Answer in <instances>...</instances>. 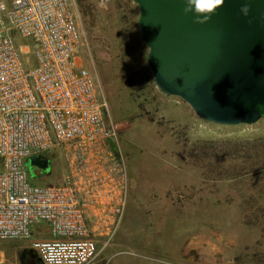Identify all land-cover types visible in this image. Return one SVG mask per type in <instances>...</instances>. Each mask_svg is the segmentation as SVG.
Segmentation results:
<instances>
[{"label": "rangeland", "instance_id": "374dc122", "mask_svg": "<svg viewBox=\"0 0 264 264\" xmlns=\"http://www.w3.org/2000/svg\"><path fill=\"white\" fill-rule=\"evenodd\" d=\"M72 4L77 62L106 102L129 186L117 232L91 264H264V117L253 125L201 120L156 88L133 0ZM44 155L58 163L28 171L29 180L59 185L63 160L56 150ZM26 251L24 241L0 240L2 261L21 264Z\"/></svg>", "mask_w": 264, "mask_h": 264}, {"label": "built area", "instance_id": "2783aa9c", "mask_svg": "<svg viewBox=\"0 0 264 264\" xmlns=\"http://www.w3.org/2000/svg\"><path fill=\"white\" fill-rule=\"evenodd\" d=\"M80 39L72 0H0V240L26 242L39 264H91L128 202L116 129L77 62ZM53 150L61 183L34 184L27 160L58 163L44 155Z\"/></svg>", "mask_w": 264, "mask_h": 264}, {"label": "water", "instance_id": "95a60500", "mask_svg": "<svg viewBox=\"0 0 264 264\" xmlns=\"http://www.w3.org/2000/svg\"><path fill=\"white\" fill-rule=\"evenodd\" d=\"M133 1L160 93L214 124L253 125L264 117V0H224L203 24L184 13V0ZM26 167L46 171L49 161L37 156Z\"/></svg>", "mask_w": 264, "mask_h": 264}, {"label": "clouds", "instance_id": "9594fccd", "mask_svg": "<svg viewBox=\"0 0 264 264\" xmlns=\"http://www.w3.org/2000/svg\"><path fill=\"white\" fill-rule=\"evenodd\" d=\"M184 4V13H191L195 23L203 24L211 18L218 8L223 6L224 0H184ZM240 11L243 15H247L249 8L245 5Z\"/></svg>", "mask_w": 264, "mask_h": 264}, {"label": "trees", "instance_id": "16d2710c", "mask_svg": "<svg viewBox=\"0 0 264 264\" xmlns=\"http://www.w3.org/2000/svg\"><path fill=\"white\" fill-rule=\"evenodd\" d=\"M24 254L27 255V257H28L27 259H29V263L33 262L32 264H39L38 259L36 257H34L33 255L29 254V250H27Z\"/></svg>", "mask_w": 264, "mask_h": 264}, {"label": "flooded vegetation", "instance_id": "af4514ba", "mask_svg": "<svg viewBox=\"0 0 264 264\" xmlns=\"http://www.w3.org/2000/svg\"><path fill=\"white\" fill-rule=\"evenodd\" d=\"M34 170H36V169H34ZM26 258H28L26 254H23V255L21 256V259H20V260H21V264H26V263H25ZM30 262H31V261H30ZM32 263H33V262H31V263H29V264H32Z\"/></svg>", "mask_w": 264, "mask_h": 264}]
</instances>
